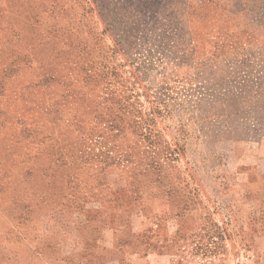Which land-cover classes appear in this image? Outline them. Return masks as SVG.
<instances>
[{"label":"rangeland","instance_id":"1","mask_svg":"<svg viewBox=\"0 0 264 264\" xmlns=\"http://www.w3.org/2000/svg\"><path fill=\"white\" fill-rule=\"evenodd\" d=\"M54 112L85 175L37 205L53 264H264V0H0V139ZM14 163L0 211H35Z\"/></svg>","mask_w":264,"mask_h":264},{"label":"crops","instance_id":"2","mask_svg":"<svg viewBox=\"0 0 264 264\" xmlns=\"http://www.w3.org/2000/svg\"><path fill=\"white\" fill-rule=\"evenodd\" d=\"M60 119L59 113L54 112L47 127L23 129L11 139H0L1 162H15L12 166L14 170L31 169L34 177L46 180V183L37 184L35 188L39 193L37 204L33 202L35 211L26 212L25 208L29 207H25L19 199L0 211V264H53L52 249L38 248L37 245L33 226L37 223L38 215L42 214L37 212V205L40 201L51 200L43 194L51 192L53 195L63 193L60 197L64 198L66 207L69 193H76V200L80 201L78 194L83 190L79 178L85 175L84 140L80 137L67 138L66 133L73 123ZM25 191L23 188L20 192ZM54 196L59 199L58 195ZM56 208L63 210V206ZM68 257L61 252L56 256L59 263L67 262Z\"/></svg>","mask_w":264,"mask_h":264}]
</instances>
